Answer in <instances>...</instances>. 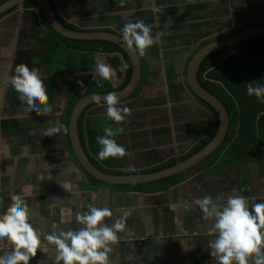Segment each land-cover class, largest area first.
Returning <instances> with one entry per match:
<instances>
[{
  "label": "crops",
  "instance_id": "obj_1",
  "mask_svg": "<svg viewBox=\"0 0 264 264\" xmlns=\"http://www.w3.org/2000/svg\"><path fill=\"white\" fill-rule=\"evenodd\" d=\"M5 1L0 0V5ZM48 2L57 19L73 30L121 36L124 23L139 19L151 26V34H160L143 55L135 49L141 78L139 90L118 102L128 109L122 113L124 119L106 118L104 103L88 106L81 115L85 138L87 126L113 130L112 138L123 146L124 156L99 160L87 144L83 148L89 159L120 174H142L169 161L178 162L208 136L214 116L185 83L189 60L211 40L264 25V0ZM29 3L34 2L26 1L0 15V214L10 206L12 195H23L21 190L31 186L24 198L31 222L42 234L52 232L53 224L56 232L78 228L77 213L93 204L110 208L113 217L109 219L129 213L110 254L114 264H216L207 247L216 235L213 221L204 219L192 201L205 195H244L249 204L264 200V157L257 160L249 153L258 149L264 155L257 131L240 129L215 160H207L208 156L169 180L167 187L159 181L113 186L95 180L73 155L69 115L89 81L99 76L96 65L105 63L113 69L106 81L115 88L126 73L123 59L116 54L68 50L46 26L39 7ZM21 63L43 74L52 109L46 115L28 110L10 84L13 69ZM55 124L60 130L44 136L43 131ZM64 183L70 186L64 189ZM45 246L48 252L38 250L29 264H52L55 246Z\"/></svg>",
  "mask_w": 264,
  "mask_h": 264
},
{
  "label": "clouds",
  "instance_id": "obj_2",
  "mask_svg": "<svg viewBox=\"0 0 264 264\" xmlns=\"http://www.w3.org/2000/svg\"><path fill=\"white\" fill-rule=\"evenodd\" d=\"M120 32L122 40L130 48L134 46L141 55L160 36L159 33L151 34V26L139 19L124 23ZM96 70L105 80L113 74V69L105 63L97 64ZM10 84L21 101L27 104L28 110L45 115L52 110L40 70L21 63L13 69ZM246 92L264 99V83H246ZM92 99L97 103L101 100L99 96ZM103 102L106 118L116 122L124 119L122 113L126 114L128 109L118 106L116 93L105 94ZM60 128L55 124L45 129L43 135L53 136ZM103 132L104 135L97 136V143L101 146L97 159L124 156L125 149L112 138L113 130L105 127ZM69 186L68 183L62 184L64 189ZM21 192L23 195L11 196L10 206L0 214V250L4 252L0 264H29L38 250L48 252L46 244L55 246L52 264H114L115 258L110 254L118 233L125 229V218L129 213L109 219L113 217L110 208L88 204L83 213L76 215L78 228L56 232L53 224L52 232L42 234L33 226L24 198L30 194L31 186ZM92 199H95L94 195ZM192 203L202 211L204 219L213 221L216 235L207 242V247L216 264H264V200L249 204L244 195H229L227 198L205 195Z\"/></svg>",
  "mask_w": 264,
  "mask_h": 264
},
{
  "label": "trees",
  "instance_id": "obj_3",
  "mask_svg": "<svg viewBox=\"0 0 264 264\" xmlns=\"http://www.w3.org/2000/svg\"><path fill=\"white\" fill-rule=\"evenodd\" d=\"M31 4L33 5L34 3H29L28 5ZM46 26L50 30L49 25L46 24ZM51 33L53 32L51 31ZM55 35L58 37L57 34ZM58 38L65 44L68 50L92 54L100 53L107 56L116 54L121 56L124 65H127V67H125L126 73L124 77L115 88H111L105 79L96 76L87 84L84 95L115 92L127 85L130 78L131 66L127 56L115 44L101 40H72L61 36ZM197 78L199 84L223 104L229 117L228 131L223 143L207 158V160L210 158L211 160H215L218 154L232 143L237 131L240 129H255L259 136L258 145L264 147V99H257L255 95L250 96L246 92V83H264V38L248 39L237 45L212 52L206 56L200 64ZM132 95H134V93ZM199 101L210 111L212 116H214L213 126L208 136L184 155L180 161L190 157L204 147L212 139L217 130V118L214 111L203 101ZM78 131L83 147L85 148L87 144L91 154L97 156V152L101 147L97 143V136L104 135L103 129L95 130L87 126L85 138L82 131V117H80L78 121ZM249 153L255 155L257 160L264 157L262 150L257 149L256 151L250 149ZM90 159L92 163L102 171L111 174H120L119 171L105 170L95 159L92 157H90ZM175 163L176 161L172 160L154 167L149 171H145L144 173L158 171L174 165ZM177 176L179 175L157 182L163 183L165 187H167L169 180L171 181Z\"/></svg>",
  "mask_w": 264,
  "mask_h": 264
},
{
  "label": "water",
  "instance_id": "obj_4",
  "mask_svg": "<svg viewBox=\"0 0 264 264\" xmlns=\"http://www.w3.org/2000/svg\"><path fill=\"white\" fill-rule=\"evenodd\" d=\"M26 1H32L39 7L49 27L61 37L72 40H101L113 43L119 47L128 58L131 71L127 85L121 90L114 92L117 94L118 102L129 98L137 90L141 78L140 57L134 46L130 48L122 40V36L111 31L86 32L67 28L57 19L48 0H7L0 5V15L22 5ZM255 38H264V25L250 26L218 39L211 40L193 54L186 68L185 83L195 97L210 106L214 111L217 118V130L212 139L195 154L164 169L142 174H111L98 169L91 162L81 144L78 132V121L88 106L97 103L92 99L93 96H99L101 98L99 103H104L103 97L107 93H95L82 96L74 104L69 115L68 139L73 155L83 171L95 180L105 184L113 186L136 185L157 182L179 174L182 175L188 169L205 160L223 143L228 131L229 117L223 104L199 84L197 73L200 64L206 56L216 50L234 46L245 40Z\"/></svg>",
  "mask_w": 264,
  "mask_h": 264
},
{
  "label": "rangeland",
  "instance_id": "obj_5",
  "mask_svg": "<svg viewBox=\"0 0 264 264\" xmlns=\"http://www.w3.org/2000/svg\"><path fill=\"white\" fill-rule=\"evenodd\" d=\"M181 102V101H180ZM183 102H185V101H183ZM166 104H168V102L167 103H165L164 105H166ZM182 122H180V121H177V124H181ZM161 127H164V126H161Z\"/></svg>",
  "mask_w": 264,
  "mask_h": 264
}]
</instances>
